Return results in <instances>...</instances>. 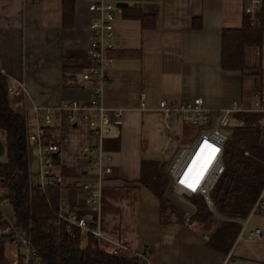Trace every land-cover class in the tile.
<instances>
[{
    "label": "crops",
    "instance_id": "crops-1",
    "mask_svg": "<svg viewBox=\"0 0 264 264\" xmlns=\"http://www.w3.org/2000/svg\"><path fill=\"white\" fill-rule=\"evenodd\" d=\"M114 1L152 14L154 25L142 28L137 19L122 15L123 8L116 14V45L108 52L112 63L105 69L102 103L106 120L115 126L117 135L97 141L87 124L79 121L53 133L64 172L60 198L67 208L85 214L81 190L74 184L93 177L77 151L98 144L109 158L96 214L101 237L92 239L100 250L112 254L119 246L124 256L141 255L147 264H215L225 258L228 264H264V227L247 229L251 217L238 237L247 216L238 219L212 213L213 227L220 221L238 226L235 237L222 250L211 240L214 228L205 230L187 222V209L183 222L162 221L158 200L137 181L141 161L153 160L148 143L158 101L199 97L210 110L225 108L235 100L244 107L251 104L264 74V31L259 47L242 49L241 70L225 69L221 65L222 32L241 26L245 0ZM89 2L74 0L72 25L63 27L61 0H0V72L8 83H24L23 93L8 96L10 108L23 116L28 134L38 132L44 109L85 102L90 96L80 71L66 80L62 73L64 58L88 61L87 25L94 16L87 10ZM57 121L54 112L49 125ZM95 153L93 150L92 155ZM29 157L34 167L33 148ZM167 166L164 164V172ZM254 228L260 230V237L249 241L245 236ZM18 252L6 242L0 264H17Z\"/></svg>",
    "mask_w": 264,
    "mask_h": 264
},
{
    "label": "trees",
    "instance_id": "trees-1",
    "mask_svg": "<svg viewBox=\"0 0 264 264\" xmlns=\"http://www.w3.org/2000/svg\"><path fill=\"white\" fill-rule=\"evenodd\" d=\"M74 0H61V25H72ZM124 17L137 19L142 28L154 25V16L144 13L137 6L120 10ZM264 8L258 9L252 20L244 13L241 26L222 32L221 65L225 69L243 68L242 49L245 46L259 47L264 31ZM88 66L76 60L64 58L62 73L64 79L83 71ZM8 82L0 72V140L3 144L4 160L0 161V182L5 189L12 210L14 225L29 231L30 242L37 253L36 264H147L141 255L115 257L100 250L90 234L73 228L71 234L64 231L62 224H56V210L60 200V185L28 187L26 128L22 115L10 108L7 91ZM68 112H56V125H40L42 144L55 143L53 133L68 127ZM243 126L230 127L222 150L223 171L209 193L214 211L223 217L244 219L264 185V127L252 124L248 118ZM244 152L246 154H244ZM57 161V154L53 155ZM61 170V174L63 175ZM138 183L152 193L159 204L162 221L183 222L179 209L167 196L169 180L164 164L157 160H142ZM196 197L190 201L196 205L191 215L197 223L210 224L212 212ZM201 198V197H199ZM202 199V198H201ZM187 222L189 219L187 218ZM238 226L231 222H219L211 235L214 246L222 250L235 237ZM10 236L0 232V262L3 259L4 244ZM17 264H23L22 255L17 254Z\"/></svg>",
    "mask_w": 264,
    "mask_h": 264
},
{
    "label": "built area",
    "instance_id": "built-area-1",
    "mask_svg": "<svg viewBox=\"0 0 264 264\" xmlns=\"http://www.w3.org/2000/svg\"><path fill=\"white\" fill-rule=\"evenodd\" d=\"M262 7L264 8V0H245L243 12L253 18L255 12ZM87 10L94 16L87 25L89 39L85 53L88 66L79 73V77L86 83L90 90V96L85 102L70 101L56 110L44 109L38 123L39 126L49 125L54 112L67 111L69 114L68 123L85 122L92 136L99 141L102 138L117 135L115 126L106 120L107 109L102 103V90L105 83V69L112 63L108 52L114 50L116 45L113 22L119 8L106 0H90ZM7 91L11 95L23 93L24 83L22 81L9 82ZM142 97L143 93H141ZM156 110L161 115L162 128H156L155 131L165 132L171 139L173 137L176 140L177 151L165 170L170 191L178 196H199L207 208L214 213L209 193L223 171L222 150L227 139L228 128L243 126L249 117L253 125L264 127V74L260 77V86L254 93L253 101L247 107L235 100L225 108L210 110L203 106L201 98L196 97L181 102L162 99L158 101ZM114 114L117 116L118 111L115 110ZM173 125L178 128V136H174L171 131ZM25 143L28 187L33 182L39 186L61 185V165L58 159L57 161L53 159V155L57 154V158L59 156L58 145L55 143L42 144L39 129L33 134L26 132ZM31 148L36 153L34 167L31 166L29 157ZM93 150L96 151L95 155H92ZM195 152H197V158L192 168H189L188 161ZM77 154L89 164L93 177L91 180L74 184L81 190L85 214L76 209L67 208L65 200L60 198L54 222L62 224L66 233L71 234L72 229L77 228L82 233L90 234L92 239H96L101 237V232L96 225V214L102 182L109 173V169L105 167L109 158L102 153L98 144L95 146L84 145L77 151ZM201 172H203V178L199 179ZM182 179L184 183H181ZM198 179L199 183L195 190L187 186L196 184ZM256 212H264V185L246 219L241 222L238 237L245 228L249 217ZM0 232L8 234L10 242L22 251L23 264H36L37 253L31 245L29 231L25 232L14 225L12 210L1 182ZM259 237L260 230L258 228L247 232L245 236L249 241ZM111 255L124 257L123 249L118 246L113 249ZM215 264H228V260L225 258Z\"/></svg>",
    "mask_w": 264,
    "mask_h": 264
},
{
    "label": "rangeland",
    "instance_id": "rangeland-1",
    "mask_svg": "<svg viewBox=\"0 0 264 264\" xmlns=\"http://www.w3.org/2000/svg\"><path fill=\"white\" fill-rule=\"evenodd\" d=\"M110 1H111V3H115L114 0H110ZM249 19L252 20V18H249ZM153 120H154L153 125L150 126V134H149L150 139H149V143H148V146H149L148 147V150H149L148 155L151 159L157 160L161 163L168 165L171 162L173 156L175 155V153L177 151L176 140L173 137L171 139V137L167 136V134L165 132H156L155 131L156 128H162L161 115L159 112H157V115L155 117H153ZM186 130L187 129H185V131ZM171 131L174 133V136L179 135V131H178V128L176 126H174V125L171 126ZM162 150H163V152H161ZM244 154H245V152H244ZM2 157H5V156L2 155ZM196 158H197V154L195 156H192V159H190L189 168H192ZM166 196H167L168 200L179 209V212L181 213L180 215L182 216V218L185 216V214H184L185 210L184 209H187L188 213H189V215H188L189 222L190 223H197L195 220H193L194 218L191 216L196 211V205H194L190 201V198L192 196H189V195L178 196V195L172 193L171 191H169L168 189L166 190ZM196 200H197L198 204L204 205L203 200L201 198L196 197ZM250 217L251 218L248 221L247 229L252 228L253 226H259L261 228L264 227V214L263 213L256 212L254 215H252ZM209 219H210V221H212L211 218H209ZM197 224L202 226V229H205V230H207L209 228H214L212 222H210V224L208 223L207 225L201 224V223H197ZM8 244H12V243L8 242ZM18 250H19L18 253L21 254L22 251L20 249H18Z\"/></svg>",
    "mask_w": 264,
    "mask_h": 264
},
{
    "label": "water",
    "instance_id": "water-1",
    "mask_svg": "<svg viewBox=\"0 0 264 264\" xmlns=\"http://www.w3.org/2000/svg\"><path fill=\"white\" fill-rule=\"evenodd\" d=\"M126 3L125 2H120V1H118V2H115V6L116 7H118L119 9L120 8H124V7H126ZM1 155H3V144H2V142H1V140H0V156ZM207 237V236H206Z\"/></svg>",
    "mask_w": 264,
    "mask_h": 264
},
{
    "label": "snow or ice",
    "instance_id": "snow-or-ice-1",
    "mask_svg": "<svg viewBox=\"0 0 264 264\" xmlns=\"http://www.w3.org/2000/svg\"><path fill=\"white\" fill-rule=\"evenodd\" d=\"M215 151V150H214ZM206 170V169H205ZM203 178V172H201L199 179ZM199 179L196 181V184H188L187 186L192 188V190H195V187L198 185L199 183ZM181 183H184L183 179L181 180Z\"/></svg>",
    "mask_w": 264,
    "mask_h": 264
},
{
    "label": "bare ground",
    "instance_id": "bare-ground-1",
    "mask_svg": "<svg viewBox=\"0 0 264 264\" xmlns=\"http://www.w3.org/2000/svg\"><path fill=\"white\" fill-rule=\"evenodd\" d=\"M197 154V152H195V154H193L192 156H195ZM192 156L190 157V159H192ZM190 159H189V161H188V167H189V163H190Z\"/></svg>",
    "mask_w": 264,
    "mask_h": 264
}]
</instances>
